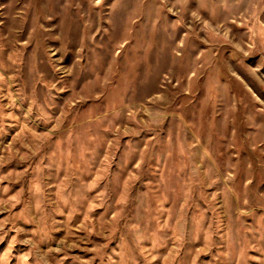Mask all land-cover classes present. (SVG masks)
Here are the masks:
<instances>
[{"label":"rangeland","instance_id":"rangeland-1","mask_svg":"<svg viewBox=\"0 0 264 264\" xmlns=\"http://www.w3.org/2000/svg\"><path fill=\"white\" fill-rule=\"evenodd\" d=\"M0 264H264V0H0Z\"/></svg>","mask_w":264,"mask_h":264}]
</instances>
